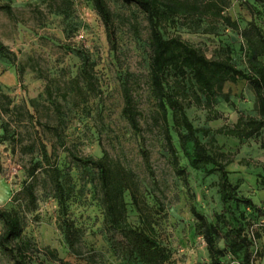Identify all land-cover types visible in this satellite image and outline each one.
I'll list each match as a JSON object with an SVG mask.
<instances>
[{
	"label": "rangeland",
	"instance_id": "1",
	"mask_svg": "<svg viewBox=\"0 0 264 264\" xmlns=\"http://www.w3.org/2000/svg\"><path fill=\"white\" fill-rule=\"evenodd\" d=\"M180 1L201 7L214 4V9L220 7L222 15L229 16L241 30L254 22L264 33V3ZM7 2L12 13L0 10V41L15 53L16 61L13 64L0 55V208L18 216L22 240L41 250H54L72 264H142L137 254L129 258L109 242L97 171L77 156L102 158L131 173V185L142 206H147L157 240L171 252L166 264H211L191 204L196 203L208 220L221 211L218 174L193 170L172 129L187 184L173 168L150 94L149 31L144 13L133 3L106 0L116 27L118 46L113 51L90 0H0ZM164 34L181 36L211 58L229 54L238 68L247 69L240 33L215 17L179 18L164 27ZM80 54L89 57V79L80 75ZM124 84L134 96L150 168L140 154L139 138L122 115ZM215 107L222 113L217 119H208L201 107L186 109L198 137L208 145L215 130L233 127L240 114L258 116L254 93L245 80L226 82ZM203 129L210 130L208 135ZM214 136V144L233 156L227 166L230 181L239 184L241 195L264 208V147L260 139ZM53 169L59 171L68 217L78 230L74 250L68 247L59 225ZM125 202L127 222L142 227L128 193ZM230 204L237 215L244 214L249 230L260 235L257 244L264 246V219L242 204ZM2 230L0 220V233ZM37 257L32 264H58L43 255ZM223 263L239 264L230 254L223 257ZM0 264H14L1 248Z\"/></svg>",
	"mask_w": 264,
	"mask_h": 264
},
{
	"label": "trees",
	"instance_id": "2",
	"mask_svg": "<svg viewBox=\"0 0 264 264\" xmlns=\"http://www.w3.org/2000/svg\"><path fill=\"white\" fill-rule=\"evenodd\" d=\"M90 1L102 22L109 49L116 50L118 43L111 9L106 0ZM121 1L135 4L144 13L148 22L150 94L155 102L157 122L176 174L187 184V171L179 163L180 154L174 144L172 129L177 134L183 157L193 170H202L208 175L218 174L221 211L214 213L213 219L208 220L196 203L191 204V213L198 231L203 236L210 263L224 264L223 257L230 254L238 260L239 264H263L264 246L258 245L255 249L257 240L260 239L259 233L249 230L244 214L241 212L237 215L230 203L242 204L263 219L264 208L255 204L251 198L239 193V184H233L230 181L227 170L228 164L233 161L232 154L222 151L220 146L214 144L216 142L214 135L218 133L236 137L240 141L259 138L260 146L264 147V62L262 60L264 33L262 29L256 23L250 22L241 30L229 16L222 15L220 7L214 9V4L201 7L180 0ZM253 1L264 3V0ZM0 10L11 14L12 6L8 2L0 3ZM196 15L215 17L231 30L240 33L244 42L246 70L238 68L229 54L224 58H211L181 36L164 34L165 26L174 25L179 18ZM0 55L13 64L16 61L15 53L1 41ZM80 60V75L89 79L90 76L87 75L89 57L80 54ZM22 77L20 71V81ZM239 80L247 81L253 91L258 116L240 114L233 127L223 126L215 130L210 136L209 145L202 142L186 109L194 105L204 108L208 113V119L220 118L222 113L215 107L216 98L222 94L226 82L235 84ZM122 98V115L139 138L140 154L150 168V154L143 142V129L138 119L134 96L128 84L122 86ZM225 101L233 105L228 98H225ZM209 132V129H203L204 135H208ZM77 159L86 165L93 166L97 171L105 207V231L109 242L120 248L129 258H134L137 254L142 264H166L171 257V252L157 240L147 206L145 204L142 206L136 188L131 185V173L122 167L109 165L102 158L77 156ZM52 177L58 205L59 225L68 247L74 250L79 242L78 230L68 217L65 189L57 169L52 170ZM125 193L130 195L138 212L142 224L140 228H135L127 222ZM0 220L3 223L0 248L10 256L14 264H32L35 259H38V255H43L45 259L56 261L58 264H72L59 258L54 250H41L30 242L22 240L23 226L18 216L12 211L0 208Z\"/></svg>",
	"mask_w": 264,
	"mask_h": 264
},
{
	"label": "built area",
	"instance_id": "3",
	"mask_svg": "<svg viewBox=\"0 0 264 264\" xmlns=\"http://www.w3.org/2000/svg\"><path fill=\"white\" fill-rule=\"evenodd\" d=\"M251 235L253 236V234H250V236H251ZM257 248H258V244H257V246H256V248H255V249H257ZM255 253H256V252H255Z\"/></svg>",
	"mask_w": 264,
	"mask_h": 264
}]
</instances>
